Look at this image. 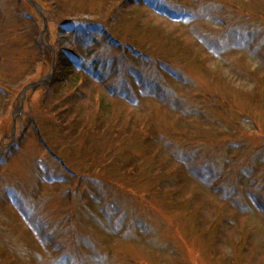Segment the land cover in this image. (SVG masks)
Masks as SVG:
<instances>
[{
    "label": "rangeland",
    "instance_id": "374dc122",
    "mask_svg": "<svg viewBox=\"0 0 264 264\" xmlns=\"http://www.w3.org/2000/svg\"><path fill=\"white\" fill-rule=\"evenodd\" d=\"M32 1L0 0V264H264V0Z\"/></svg>",
    "mask_w": 264,
    "mask_h": 264
},
{
    "label": "trees",
    "instance_id": "16d2710c",
    "mask_svg": "<svg viewBox=\"0 0 264 264\" xmlns=\"http://www.w3.org/2000/svg\"><path fill=\"white\" fill-rule=\"evenodd\" d=\"M168 16H170V15H168ZM185 16H188V18H189V15L188 14H185ZM171 17V16H170ZM66 26H67V30H68V32L69 33H76V35L77 34H82V35H84V42H83V45L80 43V41H77V43L75 42H73V44H74V46H76L77 48H78V50L80 51V50H83L84 49V46H85V44H86V40L88 41V42H92V41H97L96 39V37H99V38H101V37H103V36H105V35H107V30L104 28V26L102 25V24H92V23H88V21H81L79 24L78 23H75L74 21H68V22H66V24H65ZM90 28H93L92 30H90ZM110 36V38H109V40L110 41H112L111 43H114V38H112V36L111 35H109ZM90 44H92V43H90ZM128 49L129 50H134L133 48H132V46L131 47H129L128 46ZM78 56H79V60H77L76 62H75V64H76V67L78 68L77 69V73H79V71L80 70H83V68H84V59H83V55H79L78 54ZM98 62L96 61V62H94V64H93V66H92V68H91V70H90V74L91 73H95V70L98 68ZM72 67H74L73 65H72ZM69 71V70H68ZM98 72V74H97V76H99V74H100V79H101V74L102 73H100V71L98 70L97 71ZM76 73V75L78 76V74ZM85 73V72H84ZM65 76H63V77H61V81L59 80V85H57L58 87H57V90H59V91H61L62 89H64L63 88V86H64V84H65V82H67V81H69V80H72L73 82L75 81L76 82V75H75V77H74V75H73V73L71 72V73H66V74H64ZM103 77H104V75H102ZM1 90H3L2 88H0V91ZM82 94H80L78 97H74V100H72V101H74V103L75 104H73V102H72V104L73 105H76V104H78L79 103V101H82V100H84V99H82ZM69 100V99H68ZM70 101V100H69ZM102 107V105L100 106V108ZM55 115H56V113H55ZM34 118H35V127H36V131H37V133L39 134V138H40V140L42 141V143L47 147V148H51L49 145H48V142L46 141V139H48L47 138V136L46 135H48L46 132H44V130L40 127V125H39V121H38V119L34 116ZM54 119H55V116L53 117V121H54ZM56 120V119H55ZM56 122L58 123V128H60V130L62 129V123H59L57 120H56ZM2 131H0V133H1ZM51 150L53 151V152H55V151H57L56 149H52L51 148ZM209 177H210V182H209V187H210V185H212L213 183L212 182H215V180L216 181H219V180H221V177H216V175L215 174H213V175H210L209 174ZM211 179H213V180H211ZM221 183H223V180H221L220 181V184ZM221 186V185H220ZM220 186H218V191L217 192H219L220 191ZM228 199H229V197H227ZM226 198V199H227ZM108 208V207H107Z\"/></svg>",
    "mask_w": 264,
    "mask_h": 264
}]
</instances>
